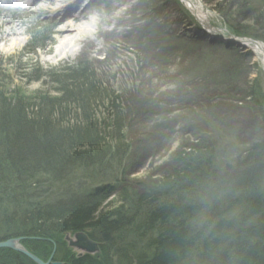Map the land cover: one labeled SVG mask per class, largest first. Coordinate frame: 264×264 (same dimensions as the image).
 <instances>
[{"label":"trees","instance_id":"obj_1","mask_svg":"<svg viewBox=\"0 0 264 264\" xmlns=\"http://www.w3.org/2000/svg\"><path fill=\"white\" fill-rule=\"evenodd\" d=\"M218 1L227 31L264 42V0ZM199 33L191 41L205 48L183 68L177 95L202 117L192 119L186 130L193 140L155 180L129 179L130 152L139 132L154 137L153 145L179 135L176 117L160 120L165 101L130 110L89 62L33 79H48L54 96L32 104L0 85V243L22 239L44 261L56 250L63 264H264V138L255 136L223 165L228 150L205 128L250 130L237 113L259 109L248 102L254 91L239 83L252 57L209 37L197 44ZM187 41L164 47L168 58L192 50ZM223 105L235 112L221 114ZM82 232L99 245L94 256L68 250L65 236ZM0 264L35 263L0 249Z\"/></svg>","mask_w":264,"mask_h":264},{"label":"rangeland","instance_id":"obj_2","mask_svg":"<svg viewBox=\"0 0 264 264\" xmlns=\"http://www.w3.org/2000/svg\"><path fill=\"white\" fill-rule=\"evenodd\" d=\"M193 1L209 14L213 26L227 30L217 10L220 1ZM256 2L261 3V0ZM177 3L164 0H0V85H4V90L23 102L32 104L54 96L50 93L53 87L48 84V79L32 82L33 79L46 71L64 68L75 62L87 63V66L89 62L106 83L107 89L120 93L122 99L130 104V110L138 109L143 101L156 100L160 104L165 101L162 106L164 114L160 120L176 117L179 123L175 129L180 132L179 135L153 145L154 137L139 132L130 152L129 162L134 166L129 171V179L155 180L169 169L176 151L187 141L193 140L187 134L189 130H186L192 119L195 122L202 117L201 111L197 109L196 113H200V116L195 118L197 114H191L188 101L183 100L184 96L177 95L181 89L178 86L185 80H180L183 68L205 48L191 41L193 35L199 33L196 23L190 13V20L184 17ZM179 4L185 9L183 4ZM83 14L86 17L82 19ZM75 17L78 21L73 28H88L90 31L79 38L74 50L56 53L64 42L57 32L58 26L73 22ZM74 33L77 36V31ZM201 34L199 37L204 36L197 44H204V37H208ZM185 41L192 44L188 47L192 50L168 58L164 47H170L171 44L184 47L187 44ZM161 47L162 52L158 54L156 49ZM237 50L241 49L237 46ZM224 60L222 58L216 64L222 67ZM32 64H37L33 70ZM24 67H28L27 71L23 70ZM240 72L241 87L254 91L255 96L252 100L249 98L248 102L259 108L252 116L246 109L237 113L247 127L249 122L250 130L239 136L235 130L218 128L217 131L212 127L213 122L204 125L207 134L210 131L212 135L217 133L216 139L221 148L226 147L228 150V153L224 152L226 155H221L223 165L239 157L238 151L247 148V143L255 136L264 138V69L260 58H250V62ZM178 80L180 82L177 83ZM229 85L236 92L235 82ZM228 110L235 112L234 108L229 109L225 105L220 106L218 111L227 114ZM64 240L68 250L78 256H94L98 252L86 253L73 246L72 243L76 242L74 234L66 235Z\"/></svg>","mask_w":264,"mask_h":264},{"label":"water","instance_id":"obj_3","mask_svg":"<svg viewBox=\"0 0 264 264\" xmlns=\"http://www.w3.org/2000/svg\"><path fill=\"white\" fill-rule=\"evenodd\" d=\"M177 1H181L182 3L186 2V0ZM186 3L184 6L188 11H190L191 16L193 17V20L195 21L196 26L198 27L200 32L207 34L212 39L217 38L221 41L232 42L235 45L237 44L241 47L243 51L248 52L252 58H257L256 51H260V54L264 56V42L259 40H252L249 38L243 39L238 36L235 37L230 33L228 35H224V31L213 26L211 24V21H209L208 17L200 19L197 15V12L192 11L190 9L192 2H188L189 7L186 6ZM72 245L82 251H85L86 253H94L99 249V245L97 244V242L92 241L85 232L76 235V242L72 243ZM0 249H11L17 253L19 252L22 255L26 256L28 259L32 260L35 264H62L54 262L53 257L48 262H45L43 259L38 258L37 256L33 255L29 250H27L25 246L22 245V239L18 238L0 243Z\"/></svg>","mask_w":264,"mask_h":264},{"label":"bare ground","instance_id":"obj_4","mask_svg":"<svg viewBox=\"0 0 264 264\" xmlns=\"http://www.w3.org/2000/svg\"><path fill=\"white\" fill-rule=\"evenodd\" d=\"M189 1L192 2L190 9L192 11L197 12V15L200 19H204V17H208V19L210 21L209 14L205 10H201L200 5L198 3L194 2L193 0H186V2H187V3L185 2L187 4L186 6L189 7V3H188ZM29 3H30V1L27 4H29ZM81 17L83 19L86 17V15L83 14V15H81ZM77 19L78 18L75 17L73 22L72 21L64 22L58 26L59 28L57 29V32L59 35H61L64 42L60 45V48H57L56 53L62 54L63 51H66L67 49L74 50V46H75L76 42L80 41L79 38H81L82 36L85 35V33H88L90 31L88 28H84V29L73 28V26L76 24V21H78ZM12 30H10V31H12ZM74 31H77V36H74V35H76V33H74ZM77 37H78V39H77ZM256 55H257V59L260 58V61L262 62L263 69H264V56H262L260 54V51H256Z\"/></svg>","mask_w":264,"mask_h":264},{"label":"flooded vegetation","instance_id":"obj_5","mask_svg":"<svg viewBox=\"0 0 264 264\" xmlns=\"http://www.w3.org/2000/svg\"><path fill=\"white\" fill-rule=\"evenodd\" d=\"M55 251H56V250H54V251H53V253H52V256L50 257V259H49L48 261H50V260H51V258L53 257V261H54V262H57V260H55ZM48 261H45V262H48ZM58 262L63 264V262H62V261H61V262H60V261H58Z\"/></svg>","mask_w":264,"mask_h":264}]
</instances>
